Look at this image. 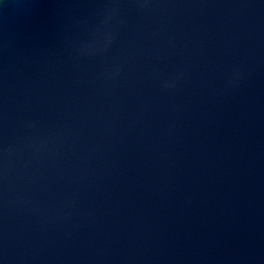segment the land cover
Wrapping results in <instances>:
<instances>
[{
    "label": "water",
    "instance_id": "obj_1",
    "mask_svg": "<svg viewBox=\"0 0 264 264\" xmlns=\"http://www.w3.org/2000/svg\"><path fill=\"white\" fill-rule=\"evenodd\" d=\"M0 264H264V0H0Z\"/></svg>",
    "mask_w": 264,
    "mask_h": 264
}]
</instances>
